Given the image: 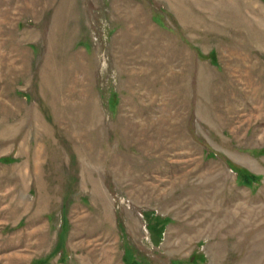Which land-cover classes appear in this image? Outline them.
Segmentation results:
<instances>
[{"label": "rangeland", "instance_id": "1", "mask_svg": "<svg viewBox=\"0 0 264 264\" xmlns=\"http://www.w3.org/2000/svg\"><path fill=\"white\" fill-rule=\"evenodd\" d=\"M0 264H264V0H0Z\"/></svg>", "mask_w": 264, "mask_h": 264}]
</instances>
